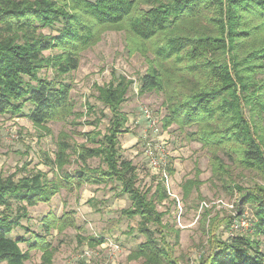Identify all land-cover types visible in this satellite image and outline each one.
Wrapping results in <instances>:
<instances>
[{"label": "trees", "instance_id": "obj_1", "mask_svg": "<svg viewBox=\"0 0 264 264\" xmlns=\"http://www.w3.org/2000/svg\"><path fill=\"white\" fill-rule=\"evenodd\" d=\"M58 25L56 36L42 32ZM104 30L127 33L130 50L139 51L149 65L140 78V92L165 95V128H196L188 137L207 149L215 176L228 170L221 154L264 175V0H0V116L21 117L29 106L28 119L38 127L73 116L70 84L41 73L52 69L66 76L76 71L81 51ZM50 50L58 53L45 56ZM132 85L114 74L109 86L98 89V100L112 118L101 140L87 135L98 145L81 147L78 157L85 169L76 176L66 174L67 182H57L41 172L20 179L0 175V264H27L34 251L52 264L57 248L49 238L76 227L72 212H49L31 238L13 235L25 229L29 208L49 204L72 179L79 187L118 182L131 203L122 215L140 219L138 230L146 240L134 257L163 264L169 256L160 230L164 215L157 210L168 199L166 190L160 184L154 192L137 188L136 166L120 155L119 138L128 133L129 121L122 105ZM68 149V144L60 145V169ZM92 158H101L106 169L86 168ZM200 184L187 181L185 196ZM244 205L252 208V236L219 243L201 264H264L258 240L264 238V186L245 193ZM89 241L93 246L104 238Z\"/></svg>", "mask_w": 264, "mask_h": 264}, {"label": "rangeland", "instance_id": "obj_2", "mask_svg": "<svg viewBox=\"0 0 264 264\" xmlns=\"http://www.w3.org/2000/svg\"><path fill=\"white\" fill-rule=\"evenodd\" d=\"M58 28L59 25L54 30L42 32L56 36ZM57 53L50 50L45 56ZM148 66L139 51L130 50L125 31L104 30L100 31L97 41L81 51L76 71L59 76L52 69H44L43 78H57L70 84L75 113L64 122L43 127L29 121V106L21 117L0 116V175L20 179L41 172L49 180L67 182L66 174L76 176L77 172L84 170L78 152L81 147L96 148L98 145L87 135L93 133L97 142L101 140L112 118L111 111L98 100V89L109 86L114 74L124 76L133 85L122 105L129 121L125 126L128 133L119 138L120 155L136 166L137 188L154 192L159 184L166 189L160 175L151 169L146 159L147 141L152 142L154 149H162L168 170L174 171L170 173L172 191L181 200L183 209L180 212L179 204L169 197L157 205V210L164 215L160 230L165 240L163 247L169 254L163 264H201L203 259L218 250L219 243L232 237L252 236V208L250 205L241 208L240 201L248 191L264 186V175L234 165L221 154L228 170L222 176H215L207 149L188 137L196 128L180 130L176 125L165 128V95L140 92L139 81ZM144 110H148L157 122V134L148 129ZM145 134L149 136L146 141L143 139ZM62 143L68 144L69 149L63 169H60L56 160ZM87 167L106 169L101 158L89 159ZM73 180H70L72 185H65L66 188H62L49 204L29 208L30 218L23 222L29 232L18 229L13 236L31 238L32 234L39 233L42 217L49 212L59 216L72 212L76 227L61 233L55 231L49 238L57 248L52 264H145L144 259L133 255L146 241L138 230L140 219L122 215V210L129 208L131 203L122 194L119 183H84L79 187ZM190 180H199L201 184L191 189V194L186 197L183 185ZM220 200L224 204L218 205ZM204 202L211 206L201 210ZM228 205H233L234 209ZM234 225L235 230L232 229ZM149 227L156 229L152 225ZM160 237L157 235L158 240ZM91 238H104V243L92 246ZM258 240L264 252V238ZM111 242L118 244L120 249L111 248ZM20 247L23 251L28 248L25 244ZM88 253L89 257L84 256ZM27 264H45L42 253L34 251Z\"/></svg>", "mask_w": 264, "mask_h": 264}, {"label": "built area", "instance_id": "obj_3", "mask_svg": "<svg viewBox=\"0 0 264 264\" xmlns=\"http://www.w3.org/2000/svg\"><path fill=\"white\" fill-rule=\"evenodd\" d=\"M143 117L145 120H147L148 129L151 130L152 134H157L159 132V129L157 127V122L154 120L151 113L148 110H144L143 111ZM148 137L149 136L147 134H145L143 136V139L146 141L148 139ZM151 143L152 142L147 141V144H146V149H145L146 159H147L151 169L160 175L162 182H163V185L165 186L167 196L169 198H173L174 199L173 201H175L176 204L177 203L179 204L178 207L180 209V212H182L183 209L181 206V200L172 191L173 184H172V180L170 177V173H169L168 168H167L166 156L164 155L162 149H154ZM217 203H218V205L224 204V202L222 200H220ZM210 206L211 205L204 202L201 204V210H203L204 208H209ZM227 207L232 209V210L234 209L233 205H230V206L228 205ZM235 227L236 226L234 225L232 227V229H234ZM109 246L111 248H113L114 250L120 249V246L118 244H115V242L114 243L111 242V244ZM89 255L90 254L88 253V254H85L84 256L89 257Z\"/></svg>", "mask_w": 264, "mask_h": 264}, {"label": "crops", "instance_id": "obj_4", "mask_svg": "<svg viewBox=\"0 0 264 264\" xmlns=\"http://www.w3.org/2000/svg\"><path fill=\"white\" fill-rule=\"evenodd\" d=\"M40 225H41V224H40ZM27 249H28V248H27ZM26 251H27V250H26ZM32 253H34V252H32ZM32 253H31V254H32ZM3 264H4V263H3Z\"/></svg>", "mask_w": 264, "mask_h": 264}]
</instances>
